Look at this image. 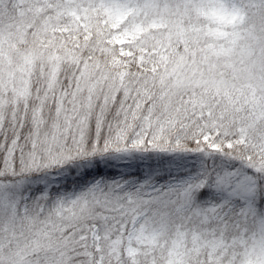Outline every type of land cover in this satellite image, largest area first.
<instances>
[{
	"label": "snow or ice",
	"instance_id": "6c2138e0",
	"mask_svg": "<svg viewBox=\"0 0 264 264\" xmlns=\"http://www.w3.org/2000/svg\"><path fill=\"white\" fill-rule=\"evenodd\" d=\"M0 264H264V0H0Z\"/></svg>",
	"mask_w": 264,
	"mask_h": 264
}]
</instances>
